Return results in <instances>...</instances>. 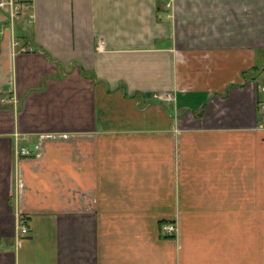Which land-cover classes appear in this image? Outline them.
I'll return each mask as SVG.
<instances>
[{"label":"crops","instance_id":"crops-1","mask_svg":"<svg viewBox=\"0 0 264 264\" xmlns=\"http://www.w3.org/2000/svg\"><path fill=\"white\" fill-rule=\"evenodd\" d=\"M263 70L264 0L0 9V264H264Z\"/></svg>","mask_w":264,"mask_h":264},{"label":"built area","instance_id":"built-area-1","mask_svg":"<svg viewBox=\"0 0 264 264\" xmlns=\"http://www.w3.org/2000/svg\"><path fill=\"white\" fill-rule=\"evenodd\" d=\"M30 1V0H29ZM28 0H0V9L3 10L5 15H7L12 20H15L19 18L22 14V11L24 9V6ZM170 1L168 2V6H170ZM250 82L254 84L257 87V90L262 94L258 98V107L262 114V124L264 125V77L257 78V77H251ZM155 97L158 98H166L168 95L166 94H155ZM20 155L22 156H31L33 155V152L30 148L23 146L19 150ZM161 230L163 235L165 236H174L178 230L177 224L174 222H163L161 225ZM28 232V227L26 225H23L22 227V233L26 234Z\"/></svg>","mask_w":264,"mask_h":264},{"label":"rangeland","instance_id":"rangeland-1","mask_svg":"<svg viewBox=\"0 0 264 264\" xmlns=\"http://www.w3.org/2000/svg\"><path fill=\"white\" fill-rule=\"evenodd\" d=\"M260 69H263V67H262V66H260ZM263 76H264V70H263Z\"/></svg>","mask_w":264,"mask_h":264}]
</instances>
